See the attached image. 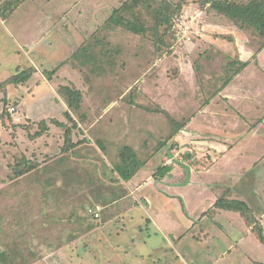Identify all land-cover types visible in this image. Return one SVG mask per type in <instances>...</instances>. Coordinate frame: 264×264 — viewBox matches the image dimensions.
<instances>
[{
    "label": "rangeland",
    "instance_id": "obj_1",
    "mask_svg": "<svg viewBox=\"0 0 264 264\" xmlns=\"http://www.w3.org/2000/svg\"><path fill=\"white\" fill-rule=\"evenodd\" d=\"M108 1L98 13L91 0H26L7 20L0 19V81L19 66H35L40 73L28 87H7L6 98L18 100L20 112L5 120L18 127L0 130V264H243L228 252L221 255L228 241L220 229L229 225L216 223L214 210L198 216L219 196L210 190L212 177L207 182L199 174L208 184L184 190L190 216L179 199L157 196L150 183L134 185L146 172L154 178L161 163L171 166L157 150L172 146L173 162L183 159L179 151L188 146L173 142L180 138L178 127L196 118L206 102H222L215 94L224 84L228 58L249 60L251 68L234 90L264 95V40L187 0L178 19L191 30V43L179 42L172 31L156 50L153 42L108 25L125 0L102 2ZM60 87L80 93L74 99L79 112L70 111L78 128L64 117L61 127L47 123L52 133L30 137L38 128L21 115L38 121L64 115ZM121 119L153 127L128 138ZM67 127L70 140L81 144L63 150ZM145 137L153 146L143 152L138 141ZM251 145L248 150H264L258 142ZM130 157L139 160L138 170L145 167L126 184L115 169L121 164L126 169ZM186 161L196 166L197 159ZM17 163L31 169L14 178ZM182 169L186 182L190 169ZM256 170L247 173L248 181L258 180ZM95 205L99 218L87 213ZM226 211L221 215L228 217ZM151 216L162 217L158 230Z\"/></svg>",
    "mask_w": 264,
    "mask_h": 264
},
{
    "label": "crops",
    "instance_id": "obj_2",
    "mask_svg": "<svg viewBox=\"0 0 264 264\" xmlns=\"http://www.w3.org/2000/svg\"><path fill=\"white\" fill-rule=\"evenodd\" d=\"M91 1L96 5L93 11L97 10L98 13L108 7L110 2H102L105 0ZM33 68L37 71L36 74L39 75L38 69L35 66ZM250 70V65H248L233 78L232 83L230 82L226 87H222V89L216 92L215 95L221 97L222 102H214L212 104L206 102V104L198 109L196 118L190 117L186 120L183 127H178L176 136L180 134V138L175 137L173 142L178 143L180 140L181 143L188 146L181 147V151H179L183 159L173 162L175 156L172 157L169 150L173 148L172 146H166L164 150H157L155 153L160 156L161 161L163 159L168 161L169 158H173L170 159L172 160L171 166H165L161 163L156 171L158 168L165 166L163 167V176H155L153 178L151 174L146 172L139 183L134 185V188H141V182L150 183L157 196L164 194L170 199H179L185 210L184 212L190 216L186 201L182 195L184 190H198L202 186H205L204 184L211 183L212 187L210 190L218 191L219 196L213 197L206 209L202 210L198 216L203 218L208 215L210 210H214V221L218 224L222 222L229 225L228 230H225L223 227H221L223 229H220L221 232H224L228 241L226 247H223L221 255L228 252L231 260H235V262L242 260L243 264H264V244L258 240L256 233L253 231V228L257 226L264 236V150L255 151L254 147H251L249 150L247 149L249 146H253L251 145L253 142H258L264 147V99H260L264 98V95L255 93L253 90L249 94L246 88H239L237 92L233 88V84L239 81L241 77L247 75ZM240 93L243 95H240ZM240 100L255 102H237ZM60 107L64 111V115L59 113L48 119H55L63 123L64 117L70 115V111L66 104H61ZM18 110L20 112L19 105L17 107ZM21 116L26 117L27 121L34 126L39 122L38 120L29 119L25 114ZM123 120H120L119 126L123 129V131L121 129V132H124L123 134L128 138H131L132 134L138 132L142 127H153L150 123L144 125L140 121L130 123L125 120L124 124ZM150 138L145 137L143 138L144 140L140 139L138 141L144 148L143 152L147 151V145L149 148L153 146ZM189 153L192 156H186ZM203 157H207L205 159L207 161L206 164H202L203 161L201 160ZM188 158L191 160L197 159L196 166L188 164V161H186ZM253 159L256 160L252 161ZM185 166L190 169V174L187 176L189 178L186 182L181 180L184 173L182 167ZM144 167L145 165L135 175L144 171ZM256 168L258 180L252 179V181H248L246 177L247 173ZM199 174L205 176L206 180L212 177L211 182H208V180V183L203 181ZM129 181L125 183L128 184ZM224 194L230 198L241 200L249 207L254 219L252 224L247 225L244 219L236 214V212H223L228 216L225 217L221 215V209L212 208L214 202ZM161 219L162 217L151 216L149 222L150 224L153 223L155 229L158 230V227H161L159 225ZM231 232H238V234L231 236Z\"/></svg>",
    "mask_w": 264,
    "mask_h": 264
},
{
    "label": "trees",
    "instance_id": "obj_3",
    "mask_svg": "<svg viewBox=\"0 0 264 264\" xmlns=\"http://www.w3.org/2000/svg\"><path fill=\"white\" fill-rule=\"evenodd\" d=\"M25 1L26 0H11L8 3H1L0 19L3 22L7 20L16 8ZM186 1L187 0H125L119 8L114 9L111 16L107 19V23L108 25L114 24L111 26L115 28L120 27L129 34L145 38L147 42H153L152 44L155 46V49L160 50V46L165 44V37L169 33H172L173 25L180 16L182 7L186 5ZM193 2L202 7H206L213 14L226 19L237 29L254 30L257 35L264 40V0H193ZM144 15H148L149 18H145ZM145 20H148L150 23L146 24ZM227 60L228 61L226 62L224 69V77L222 78L225 81L222 87H225L230 79L243 71L248 66L249 61L230 58ZM36 73L37 71L32 66H19L16 68V72L13 75L0 81V103L2 104V108L0 110V130L1 128L5 129L9 126L5 124V120L10 119L11 117L7 111L8 108L13 107L16 110L18 107L17 105L19 104L18 100H12V102H9L6 98L7 87H28V82ZM60 90L66 98L68 110L77 114L80 107L79 104L76 103L77 101L74 102V99L79 98L80 93H78L74 88L60 87ZM67 117L71 118L70 115ZM73 121L72 126L78 128L76 121L74 119ZM49 122L56 125V127L62 126V123L55 119H49L46 121L41 120L35 124L38 131L30 135V137L38 138L42 135L52 133V127L47 124ZM9 127H18V125L11 124ZM69 131L70 129L68 127L64 130L66 141H64L65 144L62 146L63 150H67L70 146L74 147V145L77 146L81 144V142L73 143L70 140ZM8 132L11 131L9 130ZM125 152L126 150L123 151V153ZM123 158L124 157H122V159ZM129 160H131L130 163H124L127 165L126 169L121 168L122 164L117 165L115 169L124 181H129L140 168L139 160L136 157H130ZM30 169L31 168L29 167L28 169L22 170L17 163L12 168V171H14V178L21 177L23 173ZM163 170V167L158 168L155 176L157 177L160 173L163 174ZM212 208L236 212L244 219L247 225L252 224L254 220L249 207L244 202L228 199L225 194L220 196L214 202ZM253 231L256 233L258 240L264 244V236L262 235L260 228L255 226ZM0 255L2 254L0 253Z\"/></svg>",
    "mask_w": 264,
    "mask_h": 264
},
{
    "label": "built area",
    "instance_id": "obj_4",
    "mask_svg": "<svg viewBox=\"0 0 264 264\" xmlns=\"http://www.w3.org/2000/svg\"><path fill=\"white\" fill-rule=\"evenodd\" d=\"M173 31L176 32L177 38H179L181 41L185 44L191 43V30L189 29L188 26L182 23L180 19H177L173 25ZM8 113L10 116L14 119V115H16V110L13 107L8 108ZM166 163H171V160L168 159L166 160ZM99 207L95 205L93 208H88L87 213L94 218H99Z\"/></svg>",
    "mask_w": 264,
    "mask_h": 264
}]
</instances>
